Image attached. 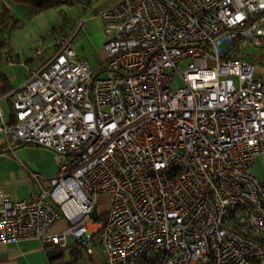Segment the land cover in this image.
Here are the masks:
<instances>
[{
	"label": "built area",
	"instance_id": "2783aa9c",
	"mask_svg": "<svg viewBox=\"0 0 264 264\" xmlns=\"http://www.w3.org/2000/svg\"><path fill=\"white\" fill-rule=\"evenodd\" d=\"M263 11L264 0H118L98 13L96 68L69 47L76 30L35 49L38 66L0 94L11 116L0 113V133L7 150L59 160L49 179L28 172L38 189L26 198L0 186V243H95L103 264L262 258L264 175L249 167L264 157V82L239 52L264 55Z\"/></svg>",
	"mask_w": 264,
	"mask_h": 264
},
{
	"label": "crops",
	"instance_id": "0c3cea01",
	"mask_svg": "<svg viewBox=\"0 0 264 264\" xmlns=\"http://www.w3.org/2000/svg\"><path fill=\"white\" fill-rule=\"evenodd\" d=\"M67 1L68 2L65 4H61V6H71L75 3L82 6L84 5L87 8V12L91 14L89 16V20H94L97 22L98 28L96 30L98 31H96L94 35L100 50L101 44L105 41V36L103 33H101L102 31H100L101 22L99 20L98 13L108 4L114 3L118 0ZM261 16L264 26V11L262 12ZM60 19L61 18H59L53 25H56ZM50 44L51 41L45 44L46 50L44 52L46 53L43 54L49 53L47 51L50 50ZM245 48L247 51H245ZM239 56L253 63L255 76L264 82V55H262L256 47L245 44L241 48ZM83 59L86 60L85 58ZM30 71L31 70L29 69L28 73L19 81H15L14 79L10 81L9 77H7L5 74H0L6 77L9 85L13 87L19 85L28 76ZM0 113L1 119L3 121H11V116L9 115L10 107L7 101L0 102ZM58 160V155L38 145L21 144L14 146L11 151L7 150L0 133V186L15 187V191L10 195L11 199L26 198L30 192L36 191L38 189V186L27 183L28 172L37 173L45 180L49 179L56 173ZM258 162H260L259 156L254 160L252 166H255ZM255 175L256 177L260 178L264 175V173ZM99 197H97L95 210L104 212L106 206L103 207L100 203H98ZM107 201L108 196L106 198V203ZM66 226L67 222L65 219L60 217L52 225L51 231L59 232L62 231ZM87 247L90 249L89 253L85 252L84 249L72 244L67 248L60 249L55 247L44 248L36 240H22L10 243H0V264H103V255L99 247L95 243H89ZM49 248L56 252L55 256L52 258H47L45 254V250Z\"/></svg>",
	"mask_w": 264,
	"mask_h": 264
},
{
	"label": "rangeland",
	"instance_id": "374dc122",
	"mask_svg": "<svg viewBox=\"0 0 264 264\" xmlns=\"http://www.w3.org/2000/svg\"><path fill=\"white\" fill-rule=\"evenodd\" d=\"M0 4H3L6 9L5 12H2V7H0V73L9 77L10 81L21 80L29 69L33 70L38 66L39 59L33 55V52L35 49H40L42 53H46L44 52L45 44L52 42L57 37L55 32L49 35L48 30L61 16H65V21L72 25L69 34L76 30L69 47L78 57L85 58L90 69L96 68L103 60L94 35L98 31L96 30L98 24L94 20H89L91 14L87 12L86 6L76 3L71 6L60 5L56 8L26 15L22 5L5 0H1ZM14 20H16L15 24L12 23ZM100 31L103 33L102 27ZM246 48L245 51H247ZM5 54L10 56L11 63L4 61ZM177 66L180 70H184L186 62H180ZM107 75L110 73L108 72ZM176 85H179V79L174 75L172 88H175ZM259 161L255 166L249 167V171L254 177H256L255 174L264 173V158L259 156ZM99 196L98 203L105 207L107 195L100 194ZM263 261L264 258L260 260V262Z\"/></svg>",
	"mask_w": 264,
	"mask_h": 264
},
{
	"label": "trees",
	"instance_id": "16d2710c",
	"mask_svg": "<svg viewBox=\"0 0 264 264\" xmlns=\"http://www.w3.org/2000/svg\"><path fill=\"white\" fill-rule=\"evenodd\" d=\"M7 2L22 5L25 8L26 15L35 14L39 11L50 9V8H56L60 6L61 4H65L68 2L67 0H5ZM0 7H2V12H5L6 9L3 4H0ZM65 16H61V19L56 25H52L49 30L48 34L50 35L52 32H55L56 35L65 34L68 35L69 32L72 29V25L69 24V22L65 21ZM16 20H14L12 23L15 24ZM11 86L9 85L8 80L6 77H4L2 74H0V94L6 92ZM10 115V114H9ZM44 248H48L50 246H43ZM264 256L254 262V264H264L263 262H260L261 259H263Z\"/></svg>",
	"mask_w": 264,
	"mask_h": 264
},
{
	"label": "water",
	"instance_id": "95a60500",
	"mask_svg": "<svg viewBox=\"0 0 264 264\" xmlns=\"http://www.w3.org/2000/svg\"><path fill=\"white\" fill-rule=\"evenodd\" d=\"M90 216H91L93 219L96 218V217H95V208H92V210H91V212H90ZM45 254H46L47 258H52V257L55 256L56 252H55L53 249L49 248V249H46V250H45Z\"/></svg>",
	"mask_w": 264,
	"mask_h": 264
}]
</instances>
